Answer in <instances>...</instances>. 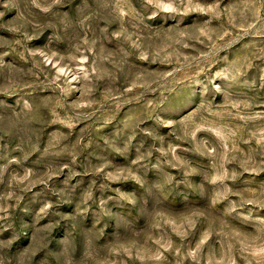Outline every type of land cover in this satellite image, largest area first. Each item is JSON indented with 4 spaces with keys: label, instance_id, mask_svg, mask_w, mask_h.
Wrapping results in <instances>:
<instances>
[{
    "label": "rangeland",
    "instance_id": "rangeland-1",
    "mask_svg": "<svg viewBox=\"0 0 264 264\" xmlns=\"http://www.w3.org/2000/svg\"><path fill=\"white\" fill-rule=\"evenodd\" d=\"M0 264H264V0H0Z\"/></svg>",
    "mask_w": 264,
    "mask_h": 264
}]
</instances>
